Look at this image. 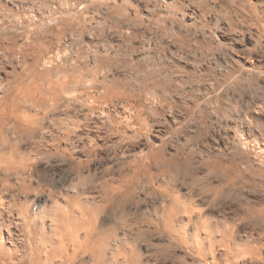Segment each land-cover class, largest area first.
<instances>
[{
  "label": "bare ground",
  "instance_id": "6f19581e",
  "mask_svg": "<svg viewBox=\"0 0 264 264\" xmlns=\"http://www.w3.org/2000/svg\"><path fill=\"white\" fill-rule=\"evenodd\" d=\"M75 1L107 4L113 28L131 35L125 0ZM233 1L239 21H260L251 0ZM21 6L0 14V264H264V197L245 191L264 172L247 158L199 155L201 132L176 130L178 114L160 122L153 107L176 103L166 70L103 44L90 56L72 14ZM238 41L221 40L242 72L263 66ZM243 133L231 141L264 154ZM115 143L128 156H112Z\"/></svg>",
  "mask_w": 264,
  "mask_h": 264
},
{
  "label": "rangeland",
  "instance_id": "374dc122",
  "mask_svg": "<svg viewBox=\"0 0 264 264\" xmlns=\"http://www.w3.org/2000/svg\"><path fill=\"white\" fill-rule=\"evenodd\" d=\"M22 1L41 2L53 11L55 8L56 12L65 10L68 16L72 14L80 20L81 36L77 46L90 56L96 53L99 44H103L125 51L129 61L154 66L159 74L166 70L163 74L170 76L167 79L173 91L169 97L176 103L173 107H153L161 116L160 122L169 120L170 111L178 114L184 123L176 130H182L184 134H192L193 129L201 132L194 143L199 155L247 158L264 172V154L235 145L229 136L230 131L236 129L245 136L252 134L250 137L264 143V0H251L260 13L257 25L239 21V5L233 0H125L126 15L130 13L134 18L131 35L113 28L111 21L116 12L105 3H94L85 8L75 0H0V14L7 18L21 15L24 12ZM26 12L30 13L29 10ZM44 25L50 29L55 27L51 19H46ZM12 33L23 41L22 30L13 28ZM223 35L237 38L239 45L250 51L249 55L261 61L263 66L250 74L242 72L243 65L235 62L236 56L230 46H223ZM46 37V44L55 40L53 35ZM234 73L243 74L242 85H238L240 80L232 77ZM115 76L124 79L119 72ZM115 145L116 151L112 146L111 155L128 156L119 149L120 145ZM259 174L252 188L264 192V174ZM142 198L150 203L146 197ZM175 254L177 258H183L178 255L180 253Z\"/></svg>",
  "mask_w": 264,
  "mask_h": 264
},
{
  "label": "clouds",
  "instance_id": "9594fccd",
  "mask_svg": "<svg viewBox=\"0 0 264 264\" xmlns=\"http://www.w3.org/2000/svg\"><path fill=\"white\" fill-rule=\"evenodd\" d=\"M245 191H250V192H252L253 195H258V196L264 197V192L259 191L255 188L245 189ZM245 199H246V197H245Z\"/></svg>",
  "mask_w": 264,
  "mask_h": 264
}]
</instances>
